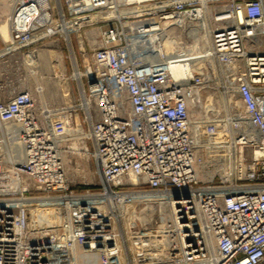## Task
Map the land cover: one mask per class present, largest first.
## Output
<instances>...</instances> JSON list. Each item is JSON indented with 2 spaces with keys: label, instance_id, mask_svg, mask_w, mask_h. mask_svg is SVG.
Listing matches in <instances>:
<instances>
[{
  "label": "built area",
  "instance_id": "2783aa9c",
  "mask_svg": "<svg viewBox=\"0 0 264 264\" xmlns=\"http://www.w3.org/2000/svg\"><path fill=\"white\" fill-rule=\"evenodd\" d=\"M10 3L0 264H149L145 239L177 252L173 264H264V0ZM55 37L77 39L83 70L52 108L27 63ZM209 87L223 105L197 121L219 128L204 179L192 108ZM88 159L98 180L80 184Z\"/></svg>",
  "mask_w": 264,
  "mask_h": 264
},
{
  "label": "rangeland",
  "instance_id": "374dc122",
  "mask_svg": "<svg viewBox=\"0 0 264 264\" xmlns=\"http://www.w3.org/2000/svg\"><path fill=\"white\" fill-rule=\"evenodd\" d=\"M34 49L38 55L35 56V60H31L34 64L28 65V67L37 71L36 78L33 79V84H36L38 78L40 83L38 86L43 91L40 92L41 96L39 95V104L57 108L65 103H69L68 96H65L67 94V88L70 86L68 82L74 85L76 89V83L72 81L70 76L78 68L83 70L82 56L79 52L77 39L73 38V47H71L62 38L58 39V37H55L35 45ZM57 55L60 56V62L57 60ZM63 74L69 77L63 78ZM202 104L203 108L200 112L205 118L207 116L213 118L211 112L222 111L223 103L214 88L209 87L203 92ZM83 166L89 169L90 172L88 173L89 177L78 180L80 184L98 180V176L93 173V162L91 159L86 160ZM144 242L146 243V239Z\"/></svg>",
  "mask_w": 264,
  "mask_h": 264
},
{
  "label": "bare ground",
  "instance_id": "6f19581e",
  "mask_svg": "<svg viewBox=\"0 0 264 264\" xmlns=\"http://www.w3.org/2000/svg\"><path fill=\"white\" fill-rule=\"evenodd\" d=\"M10 8V2L8 3L7 0H0V11L2 13H5L9 10ZM3 29L6 31V25L3 24L2 26ZM81 43H82V38H80ZM200 41V38L198 36H195L193 38V43L188 46V50H196L198 42ZM204 41V40H203ZM200 43V42H199ZM206 44V43H204ZM83 46V43H82ZM38 53L36 50L32 51L29 55V58H33L36 56ZM28 58V63L29 66L31 65L29 62ZM57 60L60 62V56L57 55ZM190 64L183 63L182 66L175 65L173 68L174 75L176 77L182 76V73L184 71L185 74L188 73ZM36 85L38 86L37 82ZM40 87V86H38ZM42 88H39V92H41ZM41 96V93H40ZM45 106V105H44ZM193 114H194V142L196 145H201L204 149V154H205V160L202 164L199 165L198 167V173L200 177L207 179L211 178L214 176V174L217 172L218 167L215 163H218V157H217V145L218 141H215L213 138L216 134V132L219 130L217 124H211L210 127H207V125L203 124H198L197 121H205L207 118L203 114H201L199 110V106L192 108ZM202 115V117H201ZM199 118V119H198ZM201 118V119H200ZM198 119V120H196ZM193 121V122H194ZM221 122V121H220ZM220 122L218 124L220 125ZM214 163V164H213ZM220 170H224L221 169ZM221 171V172H222ZM144 217V213L140 216ZM146 246L147 248L140 254L142 258L147 259V262L149 264H173L177 262L178 259V254L175 251H168L166 247H161V245L154 246L152 243H150L146 239ZM155 249H158V251H154Z\"/></svg>",
  "mask_w": 264,
  "mask_h": 264
},
{
  "label": "crops",
  "instance_id": "0c3cea01",
  "mask_svg": "<svg viewBox=\"0 0 264 264\" xmlns=\"http://www.w3.org/2000/svg\"><path fill=\"white\" fill-rule=\"evenodd\" d=\"M7 2L9 3L10 0H7ZM10 8H11V3H10ZM10 8H9V10H8L7 12H5V13H2V12L0 11V48L4 45L5 40H6V38H7V35H8V15H9L10 10H11ZM3 24L6 25V31H5V29L2 28ZM37 55H38V54H37ZM33 59H34V60L36 59L35 56H34L33 58H29V62H31V63H30L31 65L34 64V63L31 61V60H33ZM1 65H2V62H1V60H0V70H1ZM36 82L38 83V85L40 84L39 81H38V78H37ZM42 92H43V91H42ZM43 95H44V94H43ZM43 97H44V96H43ZM43 97H41V98H43Z\"/></svg>",
  "mask_w": 264,
  "mask_h": 264
},
{
  "label": "trees",
  "instance_id": "16d2710c",
  "mask_svg": "<svg viewBox=\"0 0 264 264\" xmlns=\"http://www.w3.org/2000/svg\"><path fill=\"white\" fill-rule=\"evenodd\" d=\"M85 188H87V187L86 186H82V185L77 187V189H85Z\"/></svg>",
  "mask_w": 264,
  "mask_h": 264
}]
</instances>
